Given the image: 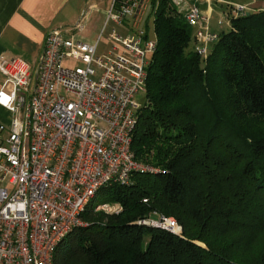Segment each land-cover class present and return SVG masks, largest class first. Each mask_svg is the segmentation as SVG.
Listing matches in <instances>:
<instances>
[{"label":"trees","instance_id":"obj_1","mask_svg":"<svg viewBox=\"0 0 264 264\" xmlns=\"http://www.w3.org/2000/svg\"><path fill=\"white\" fill-rule=\"evenodd\" d=\"M153 14L132 150L157 171L102 187L53 262L264 264V8L234 18L204 59L183 11L153 0ZM161 213L183 230L142 223Z\"/></svg>","mask_w":264,"mask_h":264},{"label":"built area","instance_id":"obj_2","mask_svg":"<svg viewBox=\"0 0 264 264\" xmlns=\"http://www.w3.org/2000/svg\"><path fill=\"white\" fill-rule=\"evenodd\" d=\"M171 1L196 27L194 48L206 58L219 39L210 14L189 0ZM93 8L86 5L75 28ZM152 14L153 0H114L94 41L59 27L48 32L34 66L0 56V105L12 114L0 122V264H54L58 244L83 223L82 212L102 187L129 184L135 171H157L132 150L142 106L136 96L145 91L157 48ZM142 223L181 232L164 215Z\"/></svg>","mask_w":264,"mask_h":264},{"label":"crops","instance_id":"obj_3","mask_svg":"<svg viewBox=\"0 0 264 264\" xmlns=\"http://www.w3.org/2000/svg\"><path fill=\"white\" fill-rule=\"evenodd\" d=\"M113 1L0 0V56L19 57L34 66L48 32L59 27L66 30L67 36L83 41H94L105 20L106 11ZM87 4H94V8L85 19L84 26L77 29L75 24ZM212 10L213 8L207 9L205 14L211 16ZM107 47L108 43L104 40L100 50L104 51ZM3 79L0 72V86ZM11 116V112L0 105V122L9 123Z\"/></svg>","mask_w":264,"mask_h":264},{"label":"rangeland","instance_id":"obj_4","mask_svg":"<svg viewBox=\"0 0 264 264\" xmlns=\"http://www.w3.org/2000/svg\"><path fill=\"white\" fill-rule=\"evenodd\" d=\"M169 1L172 2L171 0H169ZM194 3L198 4L200 6V8L203 10L204 13L207 12V9H209V8L212 9L213 8L211 16L209 17V25H210V28L216 29L218 31L219 30L220 31L227 30L229 27L232 26V20L234 18H237L241 14L245 13L246 11L258 10V9H263L264 8V0H232V1L228 0V1H224V2H223V0H189V4L190 5H192ZM240 6H244V7L239 10L237 7H240ZM148 22H149L148 23L149 24V32L152 35H154L155 34L154 33V14H152L149 17ZM190 28L192 30L193 35H195L196 27L190 25ZM194 45H195V41H194ZM209 48H210V46H209ZM202 58L204 59L205 57L202 56ZM66 62L75 64V61H66ZM136 98L141 103H144L145 102L144 92L143 91L140 92L136 96ZM225 141H226V139L223 140V142H225ZM136 160L139 161L138 159H136ZM147 161L148 162H144V161H139V162H142V163H145V164H148V165H151V166L153 165V163L151 162V159H148ZM156 166H159V165H156ZM107 203H109V202H107ZM109 204H111V205H113L115 207L117 205V203H109ZM114 208L112 210H110V211L111 212L114 211L115 210ZM102 210H104V209H102ZM161 214L166 216V217H172L173 219H175L177 221V223L181 226V231L183 230L182 225L179 223V221L176 219V217L165 215L164 213H161ZM152 226L157 227L155 225H152ZM161 228H163V227H161ZM165 229H167V228H165ZM168 230H170V229H168ZM171 231H173V230H171ZM146 240H148V238H146ZM256 243H257L258 246H261L263 244L260 240H257Z\"/></svg>","mask_w":264,"mask_h":264}]
</instances>
